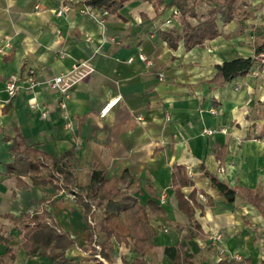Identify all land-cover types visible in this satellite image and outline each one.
<instances>
[{
    "label": "crops",
    "instance_id": "crops-1",
    "mask_svg": "<svg viewBox=\"0 0 264 264\" xmlns=\"http://www.w3.org/2000/svg\"><path fill=\"white\" fill-rule=\"evenodd\" d=\"M61 1L0 0V264H52L27 254L24 230L9 218L35 213H48L75 240L66 253L71 261L108 264L101 256L104 236L90 234L101 212L95 208L87 221L77 202L88 194L94 171L108 180L126 175L129 194L160 209L149 215L160 264H175L163 251L179 244L192 264H264V73L254 74L261 70L259 56L251 73L217 79L225 62L255 58L264 44V0H240L237 17L217 20L216 37L190 47L186 22L196 26L209 18L204 0L195 5L196 18L183 16L172 0L160 10L130 0L117 13L91 7L90 14L81 13L87 0H80L57 16ZM200 3L207 9L200 11ZM85 61L95 72L71 89L62 109L49 81ZM29 70L38 82L34 88L25 82ZM11 77L20 86L12 99L6 91ZM71 152L73 188L67 190L52 163ZM177 167L184 172L175 186ZM212 178L236 191L234 201ZM113 258V264L149 259L117 241Z\"/></svg>",
    "mask_w": 264,
    "mask_h": 264
},
{
    "label": "trees",
    "instance_id": "trees-1",
    "mask_svg": "<svg viewBox=\"0 0 264 264\" xmlns=\"http://www.w3.org/2000/svg\"><path fill=\"white\" fill-rule=\"evenodd\" d=\"M130 0H87L86 4L92 8H100L109 13H117L126 2ZM152 3L157 10L164 7L165 0H143ZM198 0H172L170 6H176L183 16L196 18L195 5ZM211 9L209 18L199 22L196 26H191L186 22V32L184 33L187 46L203 44L206 40L212 39L218 35V23L220 19L224 23H229L239 14L240 0H204ZM177 39H171L176 42ZM264 52V44L256 49L255 58H237L225 62L219 67L217 76L222 82L231 81L238 76H245L251 73L253 66L257 63V57ZM216 79V80H217ZM215 80V81H216ZM13 153L18 156V152L13 146ZM74 153H68L60 159L55 160L52 165L63 175V188L71 190L73 187L72 172L69 167V160ZM183 167H177L173 172V185L176 184L175 177L178 174L183 175ZM93 183L87 190L86 196H78L77 202L85 208V218H94L96 209L101 212V217L97 223V228L91 229V235L98 232L104 236L101 241V256L108 264H113L114 241L131 248L144 259L135 260L132 264H160V254L157 246L153 242L156 230L150 224V213H159L160 209L152 202L147 206L129 194V185L125 179L106 178L103 171H94L92 173ZM213 185L223 192L229 201H234L236 191L229 188L226 184L212 178ZM190 185V182L182 184ZM252 200L256 202L257 198ZM207 204L209 201L207 199ZM206 205V204H203ZM14 225L22 227L24 230L23 246L28 255H41L51 259L52 264H76L67 256V250L75 244V240L70 234L63 232L52 220L48 213L22 214L18 218L9 216ZM50 218V219H49ZM0 240H4L0 238ZM5 241V240H4ZM183 245L177 247H166L163 253L175 260V264H192L190 257H182L180 251ZM10 252H13L10 249ZM226 262V261H225ZM221 262L220 264H226ZM230 264H243L242 260L232 259ZM95 264H104L98 261Z\"/></svg>",
    "mask_w": 264,
    "mask_h": 264
},
{
    "label": "built area",
    "instance_id": "built-area-1",
    "mask_svg": "<svg viewBox=\"0 0 264 264\" xmlns=\"http://www.w3.org/2000/svg\"><path fill=\"white\" fill-rule=\"evenodd\" d=\"M80 0H62L60 6L57 8L56 10V14L57 16H65L66 14H69L74 5L79 3ZM84 4V8L81 10L82 14H90L91 11V7L88 6L86 4V1L83 3ZM6 46L10 47L11 44L10 43H6ZM140 59L142 61H147V57L144 54H140L139 55ZM260 61H259V68L261 69L260 72L259 71H254V74L256 75H261L262 73H264V53H262L261 55H259ZM130 62L132 61V58L129 60ZM148 62V61H147ZM95 72L94 67H92L88 62H79L76 63L72 70L67 73V74H62L56 78H54L53 80L49 81L50 86L55 89L56 91H58L61 95V99L59 102V105L62 109H67L68 104L67 101L70 98V91L71 89L78 83H80L81 81H84L86 78H88L89 76H91L93 73ZM18 81L19 79L17 77H11L8 81H7V85H6V91L8 92V95L10 96V98H14L19 90V85H18ZM25 82L29 84L30 88H34L38 82L35 78V72L34 70H29L28 71V75L25 79ZM213 113H215L214 110H212ZM107 109H105L103 111L102 114L106 113ZM43 117H47L48 116V112L45 111L43 112ZM68 118V117H67ZM139 120H142V117L138 118ZM72 123L71 121H68L67 126L71 127ZM208 133H212V131H206ZM190 174H193L192 170H189ZM166 195H162L161 196V200L164 201ZM198 198L200 199V201L202 202H206L207 198L204 194L200 193ZM210 240H216L219 239V236H210L209 237Z\"/></svg>",
    "mask_w": 264,
    "mask_h": 264
},
{
    "label": "rangeland",
    "instance_id": "rangeland-1",
    "mask_svg": "<svg viewBox=\"0 0 264 264\" xmlns=\"http://www.w3.org/2000/svg\"><path fill=\"white\" fill-rule=\"evenodd\" d=\"M199 5H200V6H202V9H201V8H199V9H200V11H203V10H204V8H206V9H207V7L203 6V5H204L203 3H200ZM203 7H204V8H203Z\"/></svg>",
    "mask_w": 264,
    "mask_h": 264
}]
</instances>
